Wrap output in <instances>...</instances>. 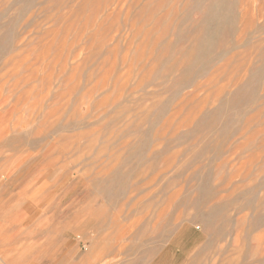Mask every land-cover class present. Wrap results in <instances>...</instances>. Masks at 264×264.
<instances>
[{"label":"rangeland","instance_id":"1","mask_svg":"<svg viewBox=\"0 0 264 264\" xmlns=\"http://www.w3.org/2000/svg\"><path fill=\"white\" fill-rule=\"evenodd\" d=\"M33 224L48 264H264V0H0V264Z\"/></svg>","mask_w":264,"mask_h":264},{"label":"bare ground","instance_id":"2","mask_svg":"<svg viewBox=\"0 0 264 264\" xmlns=\"http://www.w3.org/2000/svg\"><path fill=\"white\" fill-rule=\"evenodd\" d=\"M20 217L18 218V221H21ZM10 228L14 230V232L16 233V237L15 240H13L14 232L13 233L10 232L9 234L6 233L4 235L3 239L6 242L5 244H7L9 250H13L14 252L11 253V255H6V254L3 255L6 263L17 264L18 261H22V262H26V264H48L46 261L47 257L57 253L56 243L54 242L50 243L51 247L45 246L46 240L49 241L50 239H46V240L44 239L43 241L40 238L42 237V234L38 231V226L33 224L28 227H24V228L21 227L20 229L18 227H10ZM16 229H19V232H16L15 231ZM42 231L44 230L42 229ZM55 240H57V238ZM48 243H46V245ZM58 257L59 254L57 255L56 258Z\"/></svg>","mask_w":264,"mask_h":264}]
</instances>
